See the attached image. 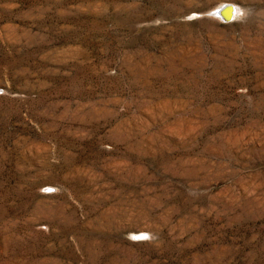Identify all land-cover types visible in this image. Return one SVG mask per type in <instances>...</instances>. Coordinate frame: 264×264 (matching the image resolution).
<instances>
[{
    "label": "rangeland",
    "instance_id": "374dc122",
    "mask_svg": "<svg viewBox=\"0 0 264 264\" xmlns=\"http://www.w3.org/2000/svg\"><path fill=\"white\" fill-rule=\"evenodd\" d=\"M0 264H264V0H0Z\"/></svg>",
    "mask_w": 264,
    "mask_h": 264
},
{
    "label": "water",
    "instance_id": "95a60500",
    "mask_svg": "<svg viewBox=\"0 0 264 264\" xmlns=\"http://www.w3.org/2000/svg\"><path fill=\"white\" fill-rule=\"evenodd\" d=\"M236 14V9L233 4L225 3L221 7L217 8L213 15L220 18L224 22H231Z\"/></svg>",
    "mask_w": 264,
    "mask_h": 264
},
{
    "label": "bare ground",
    "instance_id": "6f19581e",
    "mask_svg": "<svg viewBox=\"0 0 264 264\" xmlns=\"http://www.w3.org/2000/svg\"><path fill=\"white\" fill-rule=\"evenodd\" d=\"M221 5H223V3H222ZM221 5H219V6H221ZM219 6H218V7H219ZM235 9H236V8H235ZM238 12H239L238 9H236V15L238 14ZM236 15H235V16H236Z\"/></svg>",
    "mask_w": 264,
    "mask_h": 264
}]
</instances>
